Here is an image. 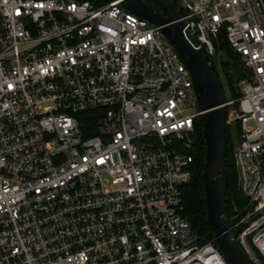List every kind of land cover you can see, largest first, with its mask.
Here are the masks:
<instances>
[{"label": "built area", "instance_id": "obj_1", "mask_svg": "<svg viewBox=\"0 0 264 264\" xmlns=\"http://www.w3.org/2000/svg\"><path fill=\"white\" fill-rule=\"evenodd\" d=\"M180 3L211 64L222 30L244 63L228 220L264 264V0ZM201 115L179 51L122 0H0V264H230L185 215Z\"/></svg>", "mask_w": 264, "mask_h": 264}, {"label": "water", "instance_id": "obj_2", "mask_svg": "<svg viewBox=\"0 0 264 264\" xmlns=\"http://www.w3.org/2000/svg\"><path fill=\"white\" fill-rule=\"evenodd\" d=\"M152 1L159 9L145 0H122V4L129 11L160 27L186 63L194 82L204 125V193L208 224L218 248L230 264H253L228 220L226 107L222 87L190 23L181 17L174 0ZM221 64L232 76L229 61L223 60Z\"/></svg>", "mask_w": 264, "mask_h": 264}, {"label": "trees", "instance_id": "obj_3", "mask_svg": "<svg viewBox=\"0 0 264 264\" xmlns=\"http://www.w3.org/2000/svg\"><path fill=\"white\" fill-rule=\"evenodd\" d=\"M112 0H103V2H110ZM148 4L155 9H159L152 0H145ZM214 46L216 52L224 51L227 55L226 60L229 61L233 71V75L225 71L226 78L229 83L231 97L238 98L240 96V89L234 85V78L236 82L241 81L245 76L244 63L240 56L232 51L228 41L226 40L225 32L222 30L219 36L214 39ZM203 51L207 55L209 61L210 57L208 52L202 47ZM213 71L218 81V75L215 65H213ZM220 83V81H219ZM221 85V84H220ZM196 158L195 167L193 170L192 178L188 183L184 202H185V215L188 216L193 229L204 239V241L214 240L211 233L206 210V200L204 193V164H205V151L206 146L204 142V125L202 115L197 119L196 129ZM234 142L229 130L226 131V171H227V214L230 216L235 207L242 208L245 204L246 198L239 185L238 170L234 159ZM217 245V244H216ZM218 247V245H217ZM219 249V248H218ZM220 253L223 255L221 250ZM225 258V256L223 255ZM226 259V258H225ZM227 260V259H226Z\"/></svg>", "mask_w": 264, "mask_h": 264}, {"label": "rangeland", "instance_id": "obj_4", "mask_svg": "<svg viewBox=\"0 0 264 264\" xmlns=\"http://www.w3.org/2000/svg\"><path fill=\"white\" fill-rule=\"evenodd\" d=\"M174 2H175V5L178 9H182V5L180 3V0H174ZM226 57H227V55L224 51H219L217 53L216 59L213 60V65H215V67H216L217 75H218V78H219V81H220V84H221V87L223 90V94L226 98H229L231 96V91H230L228 80L226 78L225 70H223L222 65H221V62L223 60H226ZM233 80H234L233 86L238 87V89H240L239 82H236V78H234ZM234 133H235V130L233 129L232 134L234 135ZM261 264H263V263L261 262Z\"/></svg>", "mask_w": 264, "mask_h": 264}, {"label": "bare ground", "instance_id": "obj_5", "mask_svg": "<svg viewBox=\"0 0 264 264\" xmlns=\"http://www.w3.org/2000/svg\"><path fill=\"white\" fill-rule=\"evenodd\" d=\"M216 257H214L213 260L207 257L206 264H226V261L224 259H219L218 257Z\"/></svg>", "mask_w": 264, "mask_h": 264}, {"label": "flooded vegetation", "instance_id": "obj_6", "mask_svg": "<svg viewBox=\"0 0 264 264\" xmlns=\"http://www.w3.org/2000/svg\"><path fill=\"white\" fill-rule=\"evenodd\" d=\"M222 65V64H221ZM229 66H230V63H229ZM223 68V67H222ZM224 70V69H223Z\"/></svg>", "mask_w": 264, "mask_h": 264}]
</instances>
